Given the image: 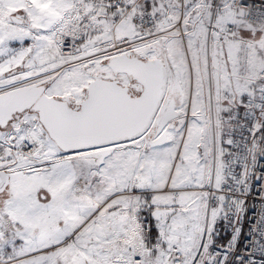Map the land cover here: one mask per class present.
Here are the masks:
<instances>
[{
  "label": "snow or ice",
  "instance_id": "obj_1",
  "mask_svg": "<svg viewBox=\"0 0 264 264\" xmlns=\"http://www.w3.org/2000/svg\"><path fill=\"white\" fill-rule=\"evenodd\" d=\"M0 264H264V0H0Z\"/></svg>",
  "mask_w": 264,
  "mask_h": 264
}]
</instances>
